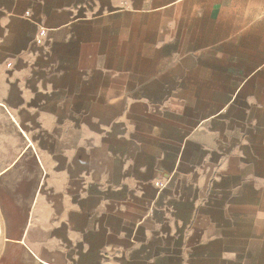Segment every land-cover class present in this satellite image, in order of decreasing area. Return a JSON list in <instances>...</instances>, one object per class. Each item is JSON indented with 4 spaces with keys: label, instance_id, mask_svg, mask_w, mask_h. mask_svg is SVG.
Listing matches in <instances>:
<instances>
[{
    "label": "crops",
    "instance_id": "0c3cea01",
    "mask_svg": "<svg viewBox=\"0 0 264 264\" xmlns=\"http://www.w3.org/2000/svg\"><path fill=\"white\" fill-rule=\"evenodd\" d=\"M258 58L264 0H0V264L228 262Z\"/></svg>",
    "mask_w": 264,
    "mask_h": 264
},
{
    "label": "rangeland",
    "instance_id": "374dc122",
    "mask_svg": "<svg viewBox=\"0 0 264 264\" xmlns=\"http://www.w3.org/2000/svg\"><path fill=\"white\" fill-rule=\"evenodd\" d=\"M247 59V58H246ZM260 62L254 65H261L264 58H258ZM254 65H245L244 74L252 69ZM261 86L264 89V70L260 73ZM237 85L236 83L233 86ZM264 92V90H263ZM264 98V95H262ZM261 115V127L255 130V153L259 154L261 158V170L264 172V111L260 112ZM264 178V175H262ZM259 199H250L247 201V206L242 208L246 211V220L241 223L231 224V232L239 233L235 235V239L230 240L228 258H231L228 262H223L219 259V255H212L207 258L205 264H264V184L262 185Z\"/></svg>",
    "mask_w": 264,
    "mask_h": 264
}]
</instances>
